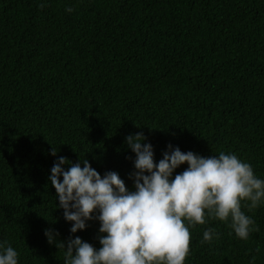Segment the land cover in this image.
Masks as SVG:
<instances>
[{"label":"trees","instance_id":"obj_1","mask_svg":"<svg viewBox=\"0 0 264 264\" xmlns=\"http://www.w3.org/2000/svg\"><path fill=\"white\" fill-rule=\"evenodd\" d=\"M139 132L157 163L169 144L232 153L264 180V0H0V243L18 264H64L46 229L102 246L99 220L70 232L51 168L87 159L135 191ZM244 205L259 231L206 216L185 264H264V202Z\"/></svg>","mask_w":264,"mask_h":264},{"label":"clouds","instance_id":"obj_2","mask_svg":"<svg viewBox=\"0 0 264 264\" xmlns=\"http://www.w3.org/2000/svg\"><path fill=\"white\" fill-rule=\"evenodd\" d=\"M144 140L142 132L126 137L136 154V171L131 174L135 191H129L117 172L102 176L87 159L83 166L74 163L65 170L62 165L70 162L61 156L51 168L49 180L58 206L64 209V218L74 222L70 232L84 230L87 221L96 219L102 234L97 249L79 236L70 237L65 245L55 239L58 232L46 229L48 242L66 249L64 264H185L191 250L188 225H203L206 216L225 222L231 217L230 228L244 240L259 231L242 211V201L249 211L264 202V180L250 163L232 153L204 157L171 144L157 163L153 145ZM51 154L56 155L54 148ZM184 163L188 168L173 178L174 170ZM214 237L218 238L215 229L208 228L202 243ZM0 248V264H18V252L7 241Z\"/></svg>","mask_w":264,"mask_h":264}]
</instances>
